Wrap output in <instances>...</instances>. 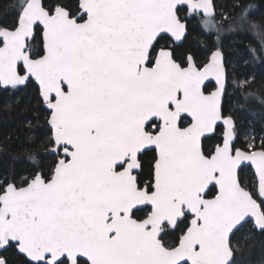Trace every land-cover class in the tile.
<instances>
[{
  "label": "snow or ice",
  "instance_id": "obj_1",
  "mask_svg": "<svg viewBox=\"0 0 264 264\" xmlns=\"http://www.w3.org/2000/svg\"><path fill=\"white\" fill-rule=\"evenodd\" d=\"M183 5L214 26L212 0L14 5L16 23L0 28V86L35 78L59 158L47 174L0 189V248L14 244L29 264H235L231 236L249 218L264 231V141L235 146L236 123L222 113V52L202 67L189 53L183 66L160 44L186 35ZM233 7L230 30L258 29L251 5ZM209 77L217 88L206 94ZM148 150L151 179L142 182L135 173ZM244 162L254 174L242 186Z\"/></svg>",
  "mask_w": 264,
  "mask_h": 264
},
{
  "label": "trees",
  "instance_id": "obj_2",
  "mask_svg": "<svg viewBox=\"0 0 264 264\" xmlns=\"http://www.w3.org/2000/svg\"><path fill=\"white\" fill-rule=\"evenodd\" d=\"M57 2L43 0L45 6L54 7ZM76 2L63 0V3L73 6ZM214 2L217 10L214 26L206 29L201 25L204 18H190L188 34L183 44L174 48V53L180 57L190 52L201 58L202 53L214 45L223 51L227 72L223 114L235 121L238 132L236 142L240 147L246 148L247 142L259 146L264 141V53L261 52V44L264 43V0H243L245 6L251 5L249 19L259 26L258 29L244 27L235 31L230 30L234 27L230 22L239 13V9L233 7L239 0ZM17 3L18 0H0L1 28L16 23L14 5ZM218 10L223 12V17ZM165 41L166 38L160 43ZM31 46L33 50L41 47L39 36L31 42ZM249 49H255L256 52L252 53ZM254 55L259 59H254ZM220 130L218 127L217 136L207 141L209 146L219 142L217 137ZM48 144L49 130L44 121V109L33 82L11 89L0 87V189L9 182L20 186L24 178L29 179L35 172L47 174L53 163L52 156L47 154ZM153 157V151L144 153V167L139 175L141 181L151 178ZM249 174L252 175L249 168L240 171L242 185L244 181L245 184H251L253 176ZM179 233L177 230L165 240L172 243ZM231 242L237 249L235 264H264V231H256L250 223H245L233 234ZM0 259H4L6 264H29L11 244L0 249Z\"/></svg>",
  "mask_w": 264,
  "mask_h": 264
},
{
  "label": "flooded vegetation",
  "instance_id": "obj_3",
  "mask_svg": "<svg viewBox=\"0 0 264 264\" xmlns=\"http://www.w3.org/2000/svg\"><path fill=\"white\" fill-rule=\"evenodd\" d=\"M213 4H214V7H215V2H214V0H213ZM216 12H217V10H216V7H215V14H216ZM218 15V14H217ZM178 16L181 18V21L183 22V21H185L186 22V25L188 24V20L190 19V18H193V17H195V18H199V17H201V18H204V16L202 15V14H193V15H191L190 17L188 16V9L186 8V7H183V6H179L178 7ZM185 17H187V19H185ZM17 20V19H16ZM196 21H197V19H195ZM14 25V24H13ZM12 25V26H13ZM12 26H10V27H8V28H11ZM187 34H188V28H187V33H186V35H185V37L187 36ZM185 37H184V39H185ZM165 38H166V41H165V43H160L161 45H165V44H167L173 51H174V48L176 47V46H178V45H181V44H183V42H184V39L182 40V42L180 43V44H175L168 36H165ZM32 42V41H31ZM30 42V43H31ZM41 46H42V44H41ZM217 49H219L221 52H222V55H223V64H224V66H225V55H224V53H223V51L217 46V45H214L213 47H211L209 50H207V51H204L203 53H202V56H201V58H197L196 56H194L192 53H190V52H185L184 54H182L180 57L179 56H176L175 55V59L177 60V62H179V63H182L183 64V66H187L186 65V63H185V60H186V58H187V56L189 55V53L192 55V57H193V59L197 62V64L199 65V66H203L204 64H206L208 61H209V59H210V56H211V53L213 52V51H215V50H217ZM225 71H226V66H225ZM29 81H32L33 82V84L35 85V87H36V90H37V97H38V99H39V101H40V103H41V106L43 107V109H44V121H45V124H46V126H47V128H48V130H49V139H50V137H51V135H52V132H51V129H50V127H49V124H48V119H49V117H50V110L49 109H47V108H45V105H46V103L43 101V99L41 98V96H40V92H39V88L37 87V85L35 84V82L32 80V79H30ZM29 81H27L24 85H26ZM24 85H19V86H17V87H21V86H24ZM226 86H227V72H226ZM12 88V87H11ZM11 88H6V89H11ZM215 88V85H214V83L213 82H207L205 85H204V90H205V92L206 93H209L210 91H212L213 89ZM2 89H5V88H2ZM225 92H226V89H225ZM224 97H225V94H224ZM224 101V100H223ZM223 105V104H222ZM224 115V114H223ZM224 116H226V115H224ZM218 127H220L221 129H222V126H217V128ZM220 142V141H219ZM218 142V143H219ZM215 144H217V143H214L213 145H215ZM235 146L237 147V148H241L242 150H247V146H246V148H242V147H240L238 144H237V142H236V144H235ZM51 144H48V146H47V154L48 155H50V156H52V158H53V163H52V165H51V168L54 166V164H55V162H56V160L59 158V157H57V155H55L53 152H51L50 151V149H51ZM148 151H153L154 152V155H155V151L154 150H148ZM147 152V151H146ZM144 155V154H143ZM143 155L141 156V160H142V157H143ZM153 159H152V164H153ZM50 168V169H51ZM243 168H249L250 169V171H251V174L252 175H248V176H253V171H252V169H251V167L250 166H243L242 168H240V170H239V172H238V179L240 180V171L243 169ZM140 173H141V170L140 171H137L135 174L136 175H140ZM32 177V176H31ZM31 177L29 178V179H31ZM151 179V178H150ZM149 179V180H150ZM149 180H145V181H142V182H147V181H149ZM244 180V179H243ZM244 184H245V181H244ZM243 186V185H242ZM213 195H214V193H213ZM145 211H147V209H145ZM137 215L138 216H143L144 215V212L143 211H141V212H139V213H137ZM189 219H190V217H189ZM248 223H250L251 225H252V228H253V222L252 221H248ZM244 225V224H243ZM241 228V227H240ZM255 229V228H254ZM256 231H259V230H257V229H255ZM180 234V233H179ZM178 234V235H179ZM11 245H14V244H11ZM14 247H15V245H14ZM5 248H7V246L5 247ZM4 248V249H5ZM16 250V249H15ZM17 252V251H16ZM25 258V257H24ZM26 259V258H25ZM27 260V259H26Z\"/></svg>",
  "mask_w": 264,
  "mask_h": 264
},
{
  "label": "water",
  "instance_id": "obj_4",
  "mask_svg": "<svg viewBox=\"0 0 264 264\" xmlns=\"http://www.w3.org/2000/svg\"><path fill=\"white\" fill-rule=\"evenodd\" d=\"M212 3H213V0H212ZM178 7H179V6H178ZM183 7H186V8H187L186 5H183ZM200 14H202V10H201ZM202 15H203V14H202ZM181 22H182V21H181ZM182 23H185V24H186L185 21H183ZM2 28H4V27H2ZM7 28H8V27H7ZM186 33H187V32H186ZM169 35H170V34H167L166 36L169 37ZM184 37H185V36H184ZM184 37H182V39H181L180 41H175L173 38H170V39H171L175 44H180V43L182 42V40L184 39ZM0 46H2V45H0ZM210 57H211V56H210ZM222 57H223V55H222ZM207 63H208V62H207ZM224 68H225V66H224ZM225 73H226V71H225ZM31 79L35 82V84H36L37 87L39 88L38 82L35 81V78H31ZM207 82H213V83H214L215 88H214L212 91H215L216 88H217V83H216L215 77H209V78L205 81V84H206ZM205 84H204V85H205ZM0 87H1V88H5V89H6V88H11L10 86H8V87L0 86ZM225 89H226V84H225ZM212 91H210V92H212ZM39 92H40V91H39ZM210 92H209V93H210ZM206 94H207V93H206ZM224 94H225V91H224V93L222 94V104H223V100H224ZM40 96H41V95H40ZM41 98H42V96H41ZM42 99H43V98H42ZM45 108H47V105H45ZM47 109H48V108H47ZM49 110H50V109H49ZM222 113H223V111H222ZM48 121H49V119H48ZM48 124H49V122H48ZM217 126H222V127H223V125H222V121H221V122H218V125H217ZM49 127H50V129H51L50 124H49ZM243 166H250L251 169H252V171H253V173H254V166H252L250 162H244L240 168H242ZM240 168L238 169V172H239ZM20 186H22V185H20ZM4 187H6V185H5ZM4 187H3V188H4ZM207 198H211V196H209V197H207ZM249 221H252V219L249 218ZM252 222H253V221H252ZM259 231H260V230H259ZM232 236H233V235H232ZM232 236H231V238H232ZM4 248H5V247L0 248V249H4ZM15 249H16V251H17L18 254L22 255L23 257H25V258L28 260V258H27L24 254L20 253L16 247H15ZM28 261H29V260H28Z\"/></svg>",
  "mask_w": 264,
  "mask_h": 264
},
{
  "label": "rangeland",
  "instance_id": "obj_5",
  "mask_svg": "<svg viewBox=\"0 0 264 264\" xmlns=\"http://www.w3.org/2000/svg\"><path fill=\"white\" fill-rule=\"evenodd\" d=\"M13 2H14V1H13ZM218 12H219V14H221L222 17L224 16V15H222L223 12H222L221 10H220V11L218 10ZM217 17H218V16H217ZM219 17H220V16H219ZM219 17H218V18H219ZM0 28H1V27H0Z\"/></svg>",
  "mask_w": 264,
  "mask_h": 264
}]
</instances>
